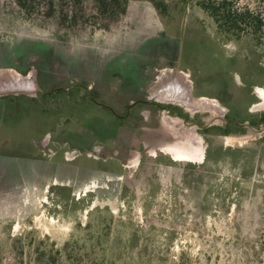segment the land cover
I'll return each instance as SVG.
<instances>
[{
    "label": "rangeland",
    "instance_id": "374dc122",
    "mask_svg": "<svg viewBox=\"0 0 264 264\" xmlns=\"http://www.w3.org/2000/svg\"><path fill=\"white\" fill-rule=\"evenodd\" d=\"M163 1L0 0V89L72 88L0 96V264H264V26Z\"/></svg>",
    "mask_w": 264,
    "mask_h": 264
},
{
    "label": "trees",
    "instance_id": "16d2710c",
    "mask_svg": "<svg viewBox=\"0 0 264 264\" xmlns=\"http://www.w3.org/2000/svg\"><path fill=\"white\" fill-rule=\"evenodd\" d=\"M63 3L70 4L71 6L82 5L84 0H59ZM94 3L93 19L95 26L99 30L109 28L110 24L121 21L126 13L128 7V0H92ZM156 8L163 14L167 13V5L163 0H150ZM16 3L20 9L27 14L35 12L32 9H36L41 3H51L53 0H16ZM36 6V7H35ZM201 7L208 12L219 27L227 33H236L243 35L248 32L258 33L264 26L263 18L252 11L249 8H239L237 5H233L231 0H223L220 2H204ZM48 16H52V12H49ZM77 15H63L62 20L64 25L70 28L78 27ZM69 20V21H68ZM260 40L259 37H257Z\"/></svg>",
    "mask_w": 264,
    "mask_h": 264
},
{
    "label": "water",
    "instance_id": "95a60500",
    "mask_svg": "<svg viewBox=\"0 0 264 264\" xmlns=\"http://www.w3.org/2000/svg\"><path fill=\"white\" fill-rule=\"evenodd\" d=\"M38 92H42L40 89L38 88H13V87H9L6 89H0V96L1 95H6V94H10V93H15V94H20V93H24V94H36ZM51 93H47V94H52Z\"/></svg>",
    "mask_w": 264,
    "mask_h": 264
},
{
    "label": "crops",
    "instance_id": "0c3cea01",
    "mask_svg": "<svg viewBox=\"0 0 264 264\" xmlns=\"http://www.w3.org/2000/svg\"><path fill=\"white\" fill-rule=\"evenodd\" d=\"M19 51V50H18ZM12 68H15L14 66L12 67ZM17 70H19L20 71V68L19 67H17L16 68ZM39 89V88H38ZM66 90V91H68V92H72V88H69V86H62V87H60V88H58V89H56V90H54V91H51V92H53L52 94H48V95H53V94H55L56 92H58V90ZM41 91H42V93H45V94H47V93H51V92H46V91H43L42 89H40ZM37 94V93H36ZM20 97L21 96H26V94H24V93H20V95H19ZM161 152H164V151H161Z\"/></svg>",
    "mask_w": 264,
    "mask_h": 264
},
{
    "label": "bare ground",
    "instance_id": "6f19581e",
    "mask_svg": "<svg viewBox=\"0 0 264 264\" xmlns=\"http://www.w3.org/2000/svg\"><path fill=\"white\" fill-rule=\"evenodd\" d=\"M26 82H28V80H23L22 78L20 79H17V81H15L14 83L11 82V81H7V83H9L8 85L11 86L13 85L12 87L15 89V88H21V86H25ZM8 86V87H9ZM4 88V87H3ZM7 88V87H6ZM30 88V87H28ZM195 151V150H194ZM184 154V153H183ZM194 154V153H193ZM196 158V156L194 157ZM197 159V158H196ZM190 160V159H189ZM198 160V159H197Z\"/></svg>",
    "mask_w": 264,
    "mask_h": 264
},
{
    "label": "flooded vegetation",
    "instance_id": "af4514ba",
    "mask_svg": "<svg viewBox=\"0 0 264 264\" xmlns=\"http://www.w3.org/2000/svg\"><path fill=\"white\" fill-rule=\"evenodd\" d=\"M92 99V98H91ZM134 104H137L136 102L134 103ZM162 108H165V107H163V106H161ZM133 108V107H132ZM132 108H129V109H132Z\"/></svg>",
    "mask_w": 264,
    "mask_h": 264
}]
</instances>
